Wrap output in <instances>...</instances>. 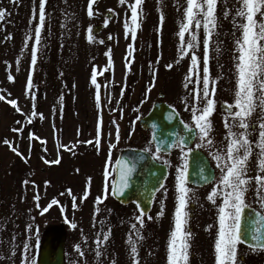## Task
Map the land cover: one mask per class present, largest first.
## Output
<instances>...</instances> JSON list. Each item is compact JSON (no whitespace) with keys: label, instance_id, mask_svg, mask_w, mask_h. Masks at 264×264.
I'll return each instance as SVG.
<instances>
[{"label":"rangeland","instance_id":"obj_1","mask_svg":"<svg viewBox=\"0 0 264 264\" xmlns=\"http://www.w3.org/2000/svg\"><path fill=\"white\" fill-rule=\"evenodd\" d=\"M132 2L126 0L121 5L119 0H97L93 5L94 15L89 17L88 0H47L45 27L33 67L34 39L28 37H34L39 0H0V10L6 12L0 20V95L5 96L0 101V264H22L25 244L29 264H36L48 231L53 234L55 247L61 237L65 238V264H133L127 243L130 235L136 241L140 264H168L167 244L177 206L176 176L178 170L185 169L186 152L177 147L168 155L157 153L151 133L140 127L139 120L155 102L162 100L193 126L195 75L193 82L186 80L191 53L180 59L178 37L186 0H144L142 11L138 10L140 27L136 29L135 41L130 32L126 37L124 27L126 22L130 28L135 27L130 22ZM238 6V0H219L217 5L218 28L209 47L210 77L216 81V107L210 119L217 114L227 116L222 108L234 102L235 41L240 36L234 25L242 22L235 16ZM34 10L36 19H33ZM89 27L93 30L91 43ZM197 36L195 54L200 58L202 75V29ZM186 39H189L187 34ZM109 50L110 67L109 56L105 55ZM94 69L101 86L99 109L96 89L91 84ZM10 75L12 81L8 79ZM29 75L33 88L26 93ZM10 100L17 101L20 112L7 102ZM98 118L101 126L97 148ZM13 128L23 131L13 132ZM29 133L35 138L30 140ZM73 145L71 151L63 148ZM129 148L147 149L153 157L159 155L160 159L156 160L170 169L169 179L157 192L152 211L144 216L143 228L137 225L142 239H137L131 227L140 215L137 206L121 205L111 195L117 157ZM58 157L59 164L44 162ZM89 178V195L81 202ZM25 180L29 181L27 185L23 183ZM106 184L109 195L97 205L96 198L103 197ZM36 195L39 201L34 199ZM72 196L77 197L75 209ZM208 196L205 205L199 204L200 216H196L195 222L187 218L186 228L192 233L188 264H216L214 245L222 194L215 203ZM53 199L59 203L41 214ZM162 209L163 215H159ZM190 209L189 206L188 214ZM73 223L76 228L71 227ZM109 229V240L98 249L97 239L102 240ZM240 247L243 248L239 244L237 251ZM243 256L244 263L238 251L236 264L251 260L249 253ZM256 258L254 255V262Z\"/></svg>","mask_w":264,"mask_h":264},{"label":"snow or ice","instance_id":"obj_2","mask_svg":"<svg viewBox=\"0 0 264 264\" xmlns=\"http://www.w3.org/2000/svg\"><path fill=\"white\" fill-rule=\"evenodd\" d=\"M47 0H39L38 8V23L34 29V37H28V39H34V46L31 48V65L34 67L37 63L39 46L41 44V34L45 27L46 13L45 4ZM120 4L126 3V0H119ZM97 3V0H88L87 4V15L92 17L94 15L93 5ZM144 0H133L130 4V22L134 25V28L129 27V23L126 22L124 27L126 31V37L128 33H131V38L133 41L136 39V29L140 27L138 23V10L142 11L141 5ZM219 0H186V7L183 9V21L179 26L178 37L180 40L179 51L181 53L180 59L190 56V67L189 74L186 77L188 82H193V76L195 75V85L193 89V101L194 106L192 108V124L193 127H189L184 124V132L190 134L187 137L177 136L175 144L173 146H180L187 142L188 139L195 138L199 136L202 142H206L207 145H213L214 141L211 139V133L213 131L212 121L210 117L215 111L216 107V81L211 79L209 72V47L213 38V35L218 28V18H217V5ZM238 7L235 10V16L242 21L241 23H236L234 26L240 31V36L236 39V53L234 57L235 60V76H236V88L234 92V102L231 104H225V111L227 116L225 117V128L227 130V146L225 149L224 157L216 155L217 167L221 168L223 175L220 178L219 186L215 187L213 191L209 194L208 200L215 203L216 198L222 193V206L219 207L218 216V235L215 241L214 250L216 254V264H236L237 259V246L245 242L246 239H252L255 241H260L264 239L261 232V222L264 221V216L260 213H256L254 219L251 221L247 228H242L241 217L247 207L245 203V194L248 191L250 184L254 181L258 186L256 191L258 196L260 193H264V0H238ZM109 12L112 10L109 9ZM5 10H0V20L5 18ZM225 16L228 13L225 12ZM37 18V13L34 10L33 19ZM164 22V16H160L161 25ZM107 26V22L105 23ZM203 30V68L201 75L200 68V58L195 54V49L198 46V36L197 33ZM92 28L88 29V41L93 42ZM186 34L189 39H186ZM111 38V37H110ZM103 43V41H101ZM131 45L129 48L131 49ZM105 55L109 56V67L111 66L110 50ZM131 55V51L129 52ZM18 63V62H17ZM179 63V60L177 61ZM166 67H171L167 65ZM106 68L104 71H107ZM103 74V73H101ZM10 81L13 77L10 75L8 77ZM91 84L95 87V101L97 108L100 107V85L97 83V71L94 69L91 74ZM210 84L212 87L210 88ZM154 86V83H153ZM187 83L185 87L187 88ZM33 88V81L31 75L28 77L26 84V93ZM151 89L149 88L148 91ZM61 97V101H62ZM5 96L0 95V101H4ZM11 106L20 112V108L17 106L16 100L7 101ZM198 105V106H197ZM259 109V113L257 110ZM186 110H188L186 108ZM257 114L258 122L253 124L252 117ZM36 112L33 110L32 116H35ZM175 118V113H169L166 119L171 122ZM31 123V119L28 121ZM19 124L20 121H17ZM115 123V122H114ZM183 124V121H180ZM100 126L101 120L98 118L97 125V140L95 141V146L99 147V136H100ZM256 127L258 131V141L253 142L250 139L251 133L249 129ZM233 129H240V131H234ZM13 132H22L23 128H13ZM168 135H171L169 133ZM35 137L29 133V139H34ZM116 139L119 141V128L117 127ZM153 139L158 141L157 143V153L165 150L166 142L160 140L158 135H154ZM5 144H9V141L5 140ZM41 143H44L41 141ZM84 143H93V141H85ZM259 149V158L257 161L258 174L254 177H250L249 173V161L253 156V146ZM201 146H204L203 144ZM75 146H63L64 150L71 151ZM12 151L16 155L21 156L22 159L26 158L18 152L15 148ZM147 151V149H145ZM155 159H160L159 155L154 157ZM46 164H59V157L55 161H44ZM119 172H120V183L119 187L113 186V192L116 196H123L125 190L130 187V178L135 170V163L129 165L125 161H118ZM155 175V174H153ZM108 169L105 168V180L107 181ZM211 179V178H210ZM25 185L29 181L25 180L23 182ZM46 185L48 182H45ZM91 179L89 178L88 184L86 185L85 192L80 198L81 202L87 200L89 192L88 187H90ZM185 173L183 170H178L176 176V191H177V206L174 213V227L170 232L169 240L167 244V259L168 264H188L189 259V248L190 241L192 238V233L186 228L189 203L192 200V193L190 189L186 186ZM163 187V185H160ZM68 194L71 195V190H68ZM63 195V193H61ZM109 195L107 184L105 186L103 197L96 198V204H102L103 200ZM36 201H39V195L34 197ZM260 206L264 209V196H259ZM77 197L72 196L73 208L76 205ZM59 202L53 199L50 204L45 207L41 214L47 212L49 208L53 205H57ZM39 207V204H37ZM137 208L140 205L137 204ZM64 209L61 207V212ZM97 212L99 209L96 210ZM95 215V214H94ZM163 215V209L159 213ZM144 216L145 212L140 209V215L136 218L137 223L132 224V229L135 230V235L137 239H142L143 237L139 234V228L144 226ZM148 219H151L149 216ZM72 228H76V224L71 225ZM110 229L107 234L103 235L102 240L97 239L96 244L99 247L109 240ZM127 243L129 244L130 254L132 256L133 264H140L138 257V249L136 241L133 240L130 235ZM28 245L25 244L24 252L22 255V264H29L27 258ZM77 251L79 247L77 246ZM15 253H13L14 255ZM83 255V253H80ZM97 256L100 252L97 251Z\"/></svg>","mask_w":264,"mask_h":264},{"label":"water","instance_id":"obj_3","mask_svg":"<svg viewBox=\"0 0 264 264\" xmlns=\"http://www.w3.org/2000/svg\"><path fill=\"white\" fill-rule=\"evenodd\" d=\"M108 16L111 17V14H108ZM160 97L162 99L163 95L161 94ZM172 112L175 113V118L169 122L166 119V116ZM180 121H183L180 113L174 107L161 100L153 104L149 113L139 120V125L143 130L151 133V142L156 152L158 141L153 139L154 135H158L160 140L166 142L165 150H162L159 153L168 155L176 148V146L173 145L175 144L177 136L187 137L190 135L184 132V124L186 123L183 121L184 123L181 124ZM169 133H171V135H168ZM194 139L195 138L188 139L186 143L180 146L190 148ZM195 158L198 159L197 165L194 161ZM118 161H125L129 165L135 163V170L130 178V187L125 190V194L123 196L112 194L113 199L121 205L135 204L137 206V204H139V212L140 209H143L145 216L149 215L152 211L156 194L162 188L160 185L162 184L164 186L165 181L168 178V167L165 164L158 162L145 150L138 148L125 149L118 155L115 163L112 192L113 186L119 187L120 183ZM200 163L202 165H199ZM212 172L213 170L209 163H207V159L203 154L196 151H190L187 169L188 181L193 182L194 180L193 183L200 185L208 183L212 180ZM255 214L256 213L249 208L244 210L241 217L242 228H247L250 225ZM263 222L264 221H262L261 224H264ZM253 242L254 240L249 238L246 239L244 243L255 245ZM36 264H65V238L61 237L59 243L55 247L53 234L48 231L42 241Z\"/></svg>","mask_w":264,"mask_h":264},{"label":"flooded vegetation","instance_id":"obj_4","mask_svg":"<svg viewBox=\"0 0 264 264\" xmlns=\"http://www.w3.org/2000/svg\"><path fill=\"white\" fill-rule=\"evenodd\" d=\"M224 106L222 108V110H224V111H222V112L227 114ZM257 113H259V109L257 110ZM180 115H181L183 121L187 125H189L184 120L181 113H180ZM216 116H217L216 118L211 119L212 126H213V131L211 133V137H213V138L215 137L213 140L214 141L213 145H207L206 142H204L203 143L204 146H200V143L202 141L200 140L199 136L197 135L190 148H185L182 146H176V148L179 147L180 149H182L183 151L186 152L185 163H184V167H185L184 173H185V180H186L185 186L187 188H189L190 192L193 194L192 200L189 203L186 211L188 212L189 206H190L191 212L189 213L188 220H190L191 222H195L196 216H200L199 204L201 203V204L205 205L207 203V195L210 194L215 187L219 186L220 178L223 175V173L221 172V168L217 167L218 161L215 158V156L220 155L221 157H224V155H225V149L227 146V140H226L227 130L225 128V117L226 116H221L220 114H217ZM251 119H252L253 124L257 123L258 122L257 114H254ZM189 126L193 127L192 125H189ZM233 130L234 131H240V129H233ZM249 131L251 133L250 139L253 142L258 141L259 129L256 127H253L251 129H249ZM201 145H202V143H201ZM190 151L199 152V153L203 154L204 157L207 159V163H209L211 169L213 170L212 180H210V182L200 185L197 183H193L194 180H193V182L188 181L187 169H188V157H189ZM162 155H164V154H162ZM258 158H259V149L256 148L255 144H254L253 156L250 158V161H249V173H248V175L250 177H254L255 175L258 174V168H257ZM179 159H180V169H181L182 160L180 157H179ZM197 160H198L197 158H195V160H194L196 162V165L198 164ZM199 165H202V164L200 163ZM169 176H170V169H169V175H168L167 180L169 179ZM167 180L165 181V184H166ZM257 187L258 186L255 184L254 181L250 184L248 191L245 194V203L247 205V207L245 209L249 208L250 210L254 211L255 213H260L261 216H264V209L261 208L260 199H259V196H264V193H260L258 196V193L256 191ZM247 218H248V216H247ZM260 227H261V229H264V224H261ZM261 235H262V237H264V231L261 232ZM253 243L255 245H248L245 243L241 244L243 246V248L240 247L238 251H239V253H241L240 259H241L242 263H244L246 261V259H244L243 255L249 253V258H251V260H248L247 264H264V239H262L260 241L254 240ZM238 251H237V253H238ZM254 255L257 256L256 262H254Z\"/></svg>","mask_w":264,"mask_h":264}]
</instances>
